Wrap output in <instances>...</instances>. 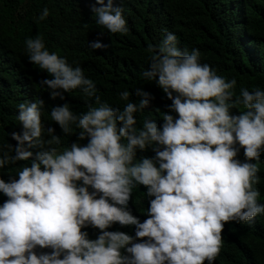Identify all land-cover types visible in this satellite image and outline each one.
<instances>
[{"label": "clouds", "instance_id": "9594fccd", "mask_svg": "<svg viewBox=\"0 0 264 264\" xmlns=\"http://www.w3.org/2000/svg\"><path fill=\"white\" fill-rule=\"evenodd\" d=\"M96 3L101 5L92 8L96 24L112 34H127L120 3ZM49 15L44 8L38 20ZM25 44L29 62L53 77L40 81L52 99L64 98L59 90L79 89L94 97L98 107L89 103L81 114L68 104L51 109V120L64 134H71L75 125L79 139L88 138L86 146L73 143L58 152L51 147L61 143L55 129L49 127V139H44V102L18 105L23 131L12 134L18 142L15 155L11 145L0 153V169L30 158L31 165L19 170L18 179H0V193L8 197L0 206V264H213L223 247L226 223H251L264 214L254 187L260 182L258 165L264 153L260 88H241L236 95V79L226 81L201 64L198 49L181 50L176 35L166 31L158 45H149L150 64L143 77L163 90L172 101L169 111L178 118L165 113L160 128L144 120L138 129L134 114L149 107L154 99L150 93L137 88V104L123 91L120 99L128 101L123 110L112 107L101 102L83 69L49 52L40 35ZM90 47L106 46L94 41ZM233 108L241 114L232 115ZM25 142L40 150L33 155L23 147ZM153 144L158 146L153 148L155 159L137 162V149ZM237 144L244 150V162L236 158ZM137 185L154 197L143 223L128 210ZM115 223L135 226V236L143 242L107 231ZM88 226L100 230L97 239L82 231ZM38 247L52 251L38 255ZM122 249L129 255H122Z\"/></svg>", "mask_w": 264, "mask_h": 264}, {"label": "trees", "instance_id": "16d2710c", "mask_svg": "<svg viewBox=\"0 0 264 264\" xmlns=\"http://www.w3.org/2000/svg\"><path fill=\"white\" fill-rule=\"evenodd\" d=\"M107 3V0H105ZM123 8V16L129 31L127 34H112L96 24L93 7H100L96 0H0V153L12 146V155L18 142L12 134H22L18 105L23 102L42 100V124L44 139H49L47 129H55L60 137L58 152L70 149L73 143L86 146L88 138L79 139V129L72 125V133L64 134L59 125L51 120V109L68 104L76 114L87 111V104L98 107L95 98H89L79 90L62 92L63 99L50 97V89L40 81L52 79L46 71L29 62L25 41L40 35L49 52L66 58L73 67L80 66L86 78L94 81L102 103L123 110L128 101L120 99V93H130L129 102L139 103L135 90L151 94L149 107L135 113L136 127H143L144 120L154 122L160 128L167 113L174 119L178 114L169 111L172 101L155 81L146 80L143 72L149 69V45H158L166 31L178 39L181 50L198 49L200 63L208 64L226 81L236 79V95L241 88L249 91L260 88L264 91V0H116ZM50 12L44 21L38 20L41 12ZM88 27L84 28L83 25ZM99 41L106 47L92 49L91 42ZM158 79V78H157ZM175 95V94H174ZM232 115H240L237 108ZM119 127V125H118ZM33 155L40 149L23 144ZM153 144L145 150L137 149L136 161L155 159ZM239 148L237 159L245 161L244 150ZM255 163V161H253ZM28 161H17L0 169V179L6 183L18 179V172ZM158 167V164L156 165ZM260 182L254 185L259 192L258 202L264 204V153L259 161ZM82 186V181L77 182ZM89 191H93L89 187ZM99 198V197H97ZM8 199L0 193V206ZM147 188L137 185L131 194L128 210L143 223L148 219L150 200ZM111 202V201H109ZM88 239L95 240L101 234L92 226L83 228ZM110 232H123L136 238L135 226L113 224ZM223 247L213 264H264V214L251 223L229 222L222 231ZM145 240L147 238H144ZM131 246V245H129ZM37 254L51 253V249L35 250ZM122 255H129L121 250ZM62 258V257H61ZM207 264V261L205 262Z\"/></svg>", "mask_w": 264, "mask_h": 264}]
</instances>
